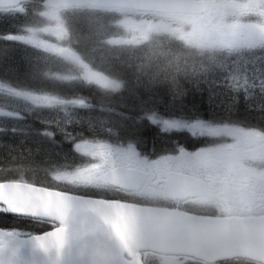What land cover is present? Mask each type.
Masks as SVG:
<instances>
[{
	"label": "trees",
	"instance_id": "1",
	"mask_svg": "<svg viewBox=\"0 0 264 264\" xmlns=\"http://www.w3.org/2000/svg\"><path fill=\"white\" fill-rule=\"evenodd\" d=\"M39 1H30L24 5V16L17 15L0 28V101L7 102V109L16 113L12 120L18 121V124L9 127L28 140L35 142L36 138L49 144L60 157L65 156L62 165H99L101 158L98 150H92L94 147L116 148L128 142L136 145L141 153L146 155L160 150L161 147L167 148L170 144L182 146L188 152L212 145L209 139H194L185 133H161L158 127L147 119L151 114L158 118L190 122L195 119L211 121L213 118L230 117L233 119L232 125L264 135V89L258 90L257 93L252 89L239 91L233 96L231 103H234L220 112L217 107L209 105L210 95L207 91L199 90L193 83L185 82L184 89L175 95L170 94L169 87L164 82L151 84L149 73L154 66L152 62L144 63L136 58L123 56L108 57L104 62L92 59L94 50L100 47L103 39L118 34L119 30L113 26L120 18L117 13L95 14L94 17L101 18L97 23V33L105 34L104 31H108V35L101 38L88 35L87 30L82 27L88 25L85 24L87 18L77 20L71 16L64 19L66 29L55 38L44 36L42 46L53 45L68 53V59L28 44L26 31L34 22L35 27L37 25L36 13L41 10ZM230 1L240 5L248 0ZM142 15L157 17L153 19L163 17ZM176 27L175 24L174 28ZM174 31L177 32L175 29ZM168 34L170 33L159 34L157 37L161 40L167 36L168 41L175 44L177 54L192 61L203 60L210 55L208 51L192 46L180 50L179 47L185 46L186 42L179 41L180 38L176 35L173 37ZM257 51L264 55V46ZM215 53L219 58L227 59L232 67H236L239 62L235 57L241 56L240 53H230L226 49L216 50ZM90 72L98 74L110 87L106 88L89 80L87 74ZM66 78L68 79L65 80ZM186 89L187 95H184ZM245 93L248 97L246 103H243ZM26 94L41 95L44 99L83 103L84 106L80 109L98 114L104 124L90 120L76 123V127L68 126L59 122L58 110L54 111L55 114H51L49 119H42L37 111L49 108L29 106L19 98ZM258 97L261 99L258 100ZM12 133L17 135L16 132ZM27 150L34 151L35 146L28 147ZM41 157H35L34 152L27 156L0 150V182L24 181L57 189L58 186H51L44 176H47L49 167L56 166L59 162ZM30 177H34L38 182H32ZM20 225V220L0 213L1 229H17L21 228ZM31 225L25 230L35 233L37 227Z\"/></svg>",
	"mask_w": 264,
	"mask_h": 264
},
{
	"label": "rangeland",
	"instance_id": "2",
	"mask_svg": "<svg viewBox=\"0 0 264 264\" xmlns=\"http://www.w3.org/2000/svg\"><path fill=\"white\" fill-rule=\"evenodd\" d=\"M130 0H40V13H36L37 25L35 22L31 28L26 31L28 44L35 47L39 46L46 52L55 53L56 56L64 59L70 58L69 54L63 50L47 44L40 45L44 41V36L55 38L65 27L64 18H76L77 20H85L88 23L82 26L87 30V34L94 37H103L108 35L98 34V21L101 18L94 17L100 12H110L119 14L120 18L113 26L119 30L117 35L106 37L100 43V47L94 50L92 59L104 62L108 57H132L143 61L144 63H153V68L150 71L149 82H164L170 90L169 82H178L175 91L170 90L171 95L180 93L184 89V83H193L199 90H206L210 95L208 100L211 106L217 107V111H224L225 107L231 106L233 96L239 91L247 89L258 90L264 89V55L257 51L258 46H264V0H248L244 4L234 5L229 7L230 0H205L209 9L205 14L201 15H164L160 19L156 16H143L142 14H132L130 12ZM225 5V6H224ZM224 6V7H222ZM23 8L17 11H0V28L6 25L11 18L17 15L24 16ZM170 22H172L170 24ZM177 26V32L174 31V26ZM170 33L169 36L176 35L179 41H185V46L179 47L183 50L186 46H192L197 49H203L209 52V56L203 60H189L183 55L175 52L174 43L168 41L166 36L163 39H158L159 34ZM36 41V42H35ZM167 41V43L165 42ZM169 42V43H168ZM51 43V42H49ZM109 44V46H106ZM109 47V50H108ZM118 47V48H117ZM190 49V48H187ZM226 49L230 53H240V57L236 67L229 66L227 59H221L215 53L216 50ZM32 52V51H31ZM154 69V70H153ZM89 80L100 84L103 87H110L108 83L98 74L90 72L87 74ZM176 81H173V78ZM66 78L65 80H67ZM150 84V83H149ZM19 96V95H18ZM259 96V95H257ZM248 94L245 93L242 99L246 101ZM21 98L29 106H37L43 108L37 111L42 119H49L54 111H59V122L68 124V126L76 127V123L100 122V116L90 110H81L84 105L80 102H66L56 100L54 98L44 99L41 95H22ZM257 98V97H256ZM261 97H258V100ZM72 106V107H70ZM70 107V108H69ZM69 108V111H68ZM51 110L53 112H51ZM35 111V109L33 110ZM32 112V111H30ZM16 113L7 109V102L0 101V150H7L14 154H24L29 156L34 152L35 157L42 156L51 161H58V165L49 167L52 180H66L79 190L84 192H92L93 194L108 195L104 190L103 183H95L90 180H85L84 177L88 174H80L68 172L70 166L63 164L65 156L60 157L59 153L54 152V148L50 147L43 141H38L35 138L28 140L25 136H21L17 131L9 125L18 124V121H13ZM155 115V114H151ZM156 116V115H155ZM158 118V117H157ZM162 120L161 118H158ZM182 121V120H180ZM184 122V121H183ZM212 126V125H211ZM217 126H212L210 130L201 131L199 128H183L171 129L168 134L178 131H187L195 136L215 137L221 141L229 134L224 130L219 133ZM8 128V131H7ZM12 132H16L15 135ZM232 140L223 141L222 144L233 146L237 143L249 144L252 151H256L258 144L260 148H264V136H259L257 133L247 135H238L236 130H230ZM13 140H16L14 142ZM6 144H5V143ZM10 144V145H9ZM127 146L111 148L109 146L94 147L93 151L98 150L101 162L99 165L110 167L118 166L121 163V156L127 155V149L132 143H125ZM221 144V145H222ZM245 145V144H242ZM35 146L34 151L27 150ZM26 148V149H25ZM124 150V151H123ZM172 148L168 150L160 148L156 160L162 155H166V159L162 164L175 165L171 160ZM239 150L228 152L230 154L237 153ZM217 151H200V155L195 159H190L185 164H207L210 159L217 156ZM259 152V151H258ZM196 153V152H193ZM41 157V158H42ZM242 159L244 156H240ZM261 157H264L261 155ZM264 161V158H262ZM73 165V163L71 164ZM78 165V164H77ZM43 170H41L42 172ZM55 171V172H54ZM91 171V170H90ZM82 178L84 180L77 179ZM32 182H38L34 177H30ZM76 182V183H75ZM88 189V190H87ZM140 197L144 200H152V197L157 195V191L143 188L140 192ZM132 196V195H130ZM139 196V195H137ZM202 201H195L201 203ZM204 203V202H202Z\"/></svg>",
	"mask_w": 264,
	"mask_h": 264
},
{
	"label": "water",
	"instance_id": "3",
	"mask_svg": "<svg viewBox=\"0 0 264 264\" xmlns=\"http://www.w3.org/2000/svg\"><path fill=\"white\" fill-rule=\"evenodd\" d=\"M26 1L0 0V9ZM132 8L194 14L205 12L207 6L196 0H134ZM126 172L113 168L106 174L107 183L127 191L138 190L140 187L122 182ZM198 183L189 177H170L164 193L168 197L192 195L190 190ZM0 206L11 215L52 221L64 225L65 230L55 236L0 245V264H121L115 255L133 250L181 254L207 262L243 258L264 263V217H198L79 197L21 182L0 183ZM4 235L0 230V239ZM57 237L66 241L57 243Z\"/></svg>",
	"mask_w": 264,
	"mask_h": 264
},
{
	"label": "flooded vegetation",
	"instance_id": "4",
	"mask_svg": "<svg viewBox=\"0 0 264 264\" xmlns=\"http://www.w3.org/2000/svg\"><path fill=\"white\" fill-rule=\"evenodd\" d=\"M220 120L230 121L227 117ZM216 129L218 133L223 129L226 134L232 127L219 126ZM247 143H237L233 146L219 143L216 148L217 156L210 159L207 164H183L180 167L159 164L151 171L145 170L142 187L157 191V195L152 197V203L146 204V202L145 204L161 209H175L215 218L264 216V161L262 159L264 157H261V155L264 156V148H260L255 143L258 148L256 151H252V146ZM232 149L239 151L228 153ZM240 156H244V158L242 159ZM121 158L123 161L120 166L128 170L130 165L128 159L125 160L127 155ZM148 160L150 161V159ZM170 173L197 178L204 184V195L186 200L162 197L161 186L163 183L161 182L166 180ZM97 176L95 175L94 178ZM155 182H158V185L151 187L150 184ZM116 200L133 203L129 200ZM195 201L204 203H195ZM192 208L199 211L195 212L191 210ZM218 208L224 210L217 211ZM46 225L48 228L44 226L35 231V236L54 231L57 227L53 223H46ZM118 257L124 264H263L240 259L208 263L187 256L144 250L132 253L124 251Z\"/></svg>",
	"mask_w": 264,
	"mask_h": 264
},
{
	"label": "snow or ice",
	"instance_id": "5",
	"mask_svg": "<svg viewBox=\"0 0 264 264\" xmlns=\"http://www.w3.org/2000/svg\"><path fill=\"white\" fill-rule=\"evenodd\" d=\"M147 119L151 124L157 126L159 131L164 134L171 129H183L187 127L199 128L201 131H206L210 130L212 127L209 122L200 119H195L190 123L171 119L160 120L155 115L148 116ZM126 151L130 166L127 172L122 177V182L125 184H134L137 187L142 186L144 183L145 170L151 171L155 169L166 159V155H162L158 160L151 162L148 159H141L140 154L136 153L132 145H129ZM199 155L200 150H197L196 153H189L182 146H177L176 153L172 155L171 160L175 162L177 167H180L190 159L197 158ZM132 215H134V213H132ZM42 218H46V216H43ZM61 219H63V217H61ZM59 231L63 232V229L61 228L59 229ZM57 243H62V240L59 237H57ZM34 251H38V249L34 248Z\"/></svg>",
	"mask_w": 264,
	"mask_h": 264
},
{
	"label": "clouds",
	"instance_id": "6",
	"mask_svg": "<svg viewBox=\"0 0 264 264\" xmlns=\"http://www.w3.org/2000/svg\"><path fill=\"white\" fill-rule=\"evenodd\" d=\"M173 81H176L175 77L173 78ZM169 83H170V90L174 92L178 82H169ZM184 95H187V89L185 90ZM223 210L224 209L222 208L217 209V211H223Z\"/></svg>",
	"mask_w": 264,
	"mask_h": 264
},
{
	"label": "bare ground",
	"instance_id": "7",
	"mask_svg": "<svg viewBox=\"0 0 264 264\" xmlns=\"http://www.w3.org/2000/svg\"><path fill=\"white\" fill-rule=\"evenodd\" d=\"M153 70H154V69H153ZM143 144H145V143L143 142ZM143 146H144V145H143ZM141 147H142V146H141ZM146 148H147V147H146ZM146 148H145V149H146ZM150 148H152V147H150ZM145 149H144V150H145ZM147 149H148V148H147ZM144 150H143V151H144ZM149 151H151V150L149 149ZM147 152H148V151L146 150V153H147ZM152 152H153V151H152ZM147 154H148V153H147Z\"/></svg>",
	"mask_w": 264,
	"mask_h": 264
}]
</instances>
